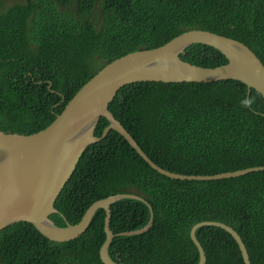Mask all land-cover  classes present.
<instances>
[{
	"label": "trees",
	"instance_id": "16d2710c",
	"mask_svg": "<svg viewBox=\"0 0 264 264\" xmlns=\"http://www.w3.org/2000/svg\"><path fill=\"white\" fill-rule=\"evenodd\" d=\"M3 0H0V6ZM200 28L238 39L264 63V0H26L0 13V130L30 134L50 125L78 90L114 59L161 46ZM182 58L216 67L217 49L193 44ZM51 85V88H50ZM237 80L137 82L109 105L158 165L212 175L264 165V99ZM109 122L101 117L96 135ZM143 196L112 205L111 257L122 264H198L190 232L203 220L225 222L242 236L251 264H264V170L244 176L177 180L154 170L115 130L89 145L59 195L58 226L77 224L97 200ZM148 232L119 235L146 226ZM105 210L77 239L55 242L31 223L0 231V264H104ZM197 237L206 264H245L233 236L205 226Z\"/></svg>",
	"mask_w": 264,
	"mask_h": 264
},
{
	"label": "water",
	"instance_id": "95a60500",
	"mask_svg": "<svg viewBox=\"0 0 264 264\" xmlns=\"http://www.w3.org/2000/svg\"><path fill=\"white\" fill-rule=\"evenodd\" d=\"M193 44L209 45L220 51L228 62L205 67L182 58ZM237 80L247 85L249 94L258 91L264 99V63L244 42L209 30L193 28L184 31L165 44L140 49L114 59L87 81L66 104L63 111L46 128L30 134L0 130V231L19 222L31 223L41 234L55 242L77 239L90 227L99 209L105 210L106 239L99 255L104 264H122L109 252L115 237L111 228L112 205L122 199H138L151 204L141 195L118 193L95 201L77 224L67 222L58 226L51 218L58 209L55 203L71 179L86 148L105 139L111 130L120 133L133 149L154 170L177 180H220L235 178L264 170V165L253 166L212 175L182 174L155 163L133 135L109 109L118 91L137 82H217ZM51 88V85H50ZM264 115V114H263ZM101 117L109 124L99 137L96 130ZM154 224L119 235H137L148 232ZM203 226H216L229 232L237 242L245 264H251L248 248L242 236L231 225L221 221L205 220L193 225L191 238L199 252V263H207L205 248L197 238Z\"/></svg>",
	"mask_w": 264,
	"mask_h": 264
},
{
	"label": "rangeland",
	"instance_id": "374dc122",
	"mask_svg": "<svg viewBox=\"0 0 264 264\" xmlns=\"http://www.w3.org/2000/svg\"><path fill=\"white\" fill-rule=\"evenodd\" d=\"M26 0H3L0 6V13L5 11L9 6L16 3H23Z\"/></svg>",
	"mask_w": 264,
	"mask_h": 264
},
{
	"label": "clouds",
	"instance_id": "9594fccd",
	"mask_svg": "<svg viewBox=\"0 0 264 264\" xmlns=\"http://www.w3.org/2000/svg\"><path fill=\"white\" fill-rule=\"evenodd\" d=\"M182 174H183V173H182ZM190 181H191V180H190ZM203 221H205V220H203ZM215 221H216V220H215ZM199 222H200V221H199ZM221 222H222V221H221ZM197 223H198V222H197ZM224 223H225V222H224ZM226 224H227V223H226ZM194 225H195V224H194ZM203 227H205V226H203ZM212 227H216V226H212ZM201 228H202V227H201ZM219 228H220V227H219ZM233 228H234V227H233ZM191 229H192V228H191ZM199 229H200V228H199ZM199 229H198V230H199ZM234 229H235V228H234ZM198 230H197V231H198ZM235 230H236V229H235ZM238 233H239V232H238ZM190 235H191V232H190ZM197 238H198V237H197Z\"/></svg>",
	"mask_w": 264,
	"mask_h": 264
}]
</instances>
